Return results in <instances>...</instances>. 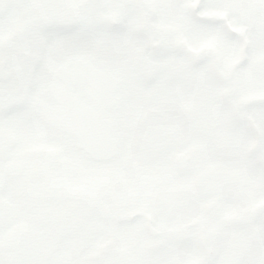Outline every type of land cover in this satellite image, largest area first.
<instances>
[{"label":"snow or ice","instance_id":"obj_1","mask_svg":"<svg viewBox=\"0 0 264 264\" xmlns=\"http://www.w3.org/2000/svg\"><path fill=\"white\" fill-rule=\"evenodd\" d=\"M0 264H264V0H0Z\"/></svg>","mask_w":264,"mask_h":264}]
</instances>
